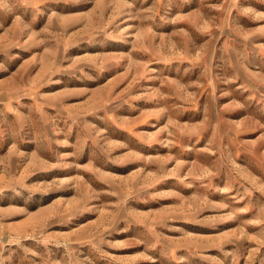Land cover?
<instances>
[{"label":"rangeland","instance_id":"obj_1","mask_svg":"<svg viewBox=\"0 0 264 264\" xmlns=\"http://www.w3.org/2000/svg\"><path fill=\"white\" fill-rule=\"evenodd\" d=\"M0 264H264V0H0Z\"/></svg>","mask_w":264,"mask_h":264}]
</instances>
